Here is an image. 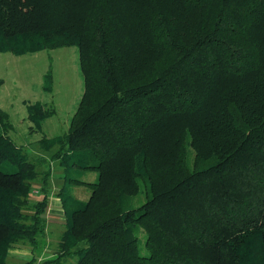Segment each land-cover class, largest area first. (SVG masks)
Here are the masks:
<instances>
[{
    "label": "trees",
    "instance_id": "trees-1",
    "mask_svg": "<svg viewBox=\"0 0 264 264\" xmlns=\"http://www.w3.org/2000/svg\"><path fill=\"white\" fill-rule=\"evenodd\" d=\"M64 45L83 89L38 143L65 226L54 255L22 264H264V0H0V51ZM53 113L27 103L35 129ZM12 128L0 109V264L36 244L51 191Z\"/></svg>",
    "mask_w": 264,
    "mask_h": 264
},
{
    "label": "rangeland",
    "instance_id": "rangeland-1",
    "mask_svg": "<svg viewBox=\"0 0 264 264\" xmlns=\"http://www.w3.org/2000/svg\"><path fill=\"white\" fill-rule=\"evenodd\" d=\"M51 72V91L43 89V74ZM0 109L9 114L13 128L9 134L14 141L29 152L31 160H37L42 155L45 161L39 164L38 169L50 168L51 173V202L45 211V229L38 235L34 245L20 242L9 249L7 264H22L29 258L39 260L52 256L57 251V243L65 226V216L57 189L60 185L61 168L57 161L39 146L38 139L45 134L48 137L67 130L69 119L73 114L83 84L79 69L78 49L76 45H64L46 48L35 52L14 54L9 51H0ZM40 100L46 102L54 113L43 120L41 129L30 127L33 125L27 118V103ZM190 157L193 151H190ZM96 173L88 171L83 178L94 180ZM41 176H39L40 179ZM88 185L74 187V193L81 198L88 197ZM41 194L38 183H34L30 200L37 199ZM141 192L136 197V203L144 199ZM139 246L142 253L146 252L144 239L146 232L143 228L138 231Z\"/></svg>",
    "mask_w": 264,
    "mask_h": 264
},
{
    "label": "crops",
    "instance_id": "crops-1",
    "mask_svg": "<svg viewBox=\"0 0 264 264\" xmlns=\"http://www.w3.org/2000/svg\"><path fill=\"white\" fill-rule=\"evenodd\" d=\"M59 174H61V172L59 173ZM49 203L51 202L50 200H51V195H49ZM56 198H58V196H56Z\"/></svg>",
    "mask_w": 264,
    "mask_h": 264
}]
</instances>
